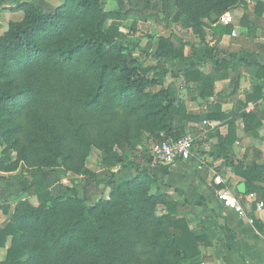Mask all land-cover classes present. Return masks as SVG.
<instances>
[{
    "label": "trees",
    "instance_id": "obj_1",
    "mask_svg": "<svg viewBox=\"0 0 264 264\" xmlns=\"http://www.w3.org/2000/svg\"><path fill=\"white\" fill-rule=\"evenodd\" d=\"M128 2V9L107 12L101 0H63L46 12L27 0L14 8L23 19L10 22L0 35V137L8 144L0 172L21 168L39 177L24 189L38 204L18 200L0 228V248L11 240L0 264H200V248L209 246L206 237L196 236L188 221L177 217L176 202L160 190L150 170L151 150L139 152L137 147L145 138L150 145L177 142L190 124L225 116L189 114L176 90L164 85L174 73L166 65L189 64L186 49L192 46L175 34L160 37L152 54L159 62L157 71L144 75L120 23L133 15L145 22L178 23L204 41L209 27L215 36L231 34L233 27L219 25V18L247 5L243 0ZM258 8L261 17L264 4ZM246 20L247 15L241 23ZM230 68L226 60H217L214 75L226 79ZM183 75L200 85L201 97L214 94L213 87L201 85L204 74L197 63L186 66ZM261 94L256 87L247 103ZM239 117L247 133L263 126L264 112ZM228 125V136L218 140V155L245 180L247 195H260L264 190L255 183L263 181L264 165L232 157L238 139L235 124ZM93 147L105 153L102 164L108 171L118 168L105 183L107 199L88 205L78 195L54 193L40 181L60 168L94 183L97 176L87 168ZM257 200L264 202V195ZM0 210L8 214L10 207L3 204ZM252 220L264 234V225Z\"/></svg>",
    "mask_w": 264,
    "mask_h": 264
},
{
    "label": "crops",
    "instance_id": "obj_2",
    "mask_svg": "<svg viewBox=\"0 0 264 264\" xmlns=\"http://www.w3.org/2000/svg\"><path fill=\"white\" fill-rule=\"evenodd\" d=\"M243 1L247 5L246 8L237 6L225 14L233 18L232 24L224 25L218 22L221 26L233 27L231 34L222 37L215 36L209 27L205 29L206 38L203 41L192 28L184 29L178 23L160 22L163 27L173 26L182 33L187 32L190 37H194L189 42L182 34L178 32L175 34L192 46L194 51L191 47L186 49V54L191 57L190 63L195 62L199 65L200 71L204 74L201 85L213 87L214 94L207 98L201 97L200 85L189 83L185 79L183 71L190 63H176L180 72L178 77L181 96L179 88L165 84L164 80L165 87L176 90L191 115L225 116L223 121L204 120L188 126L183 137H192L193 147L198 139L202 141V146L197 152L193 153L194 149L192 150L191 159L179 161L168 167L150 166L151 172L159 179L160 190L166 192L176 202L177 217L185 218L193 233L196 236L206 237L209 242V246L200 248V264H264V234L257 232L252 222L254 219L264 225V208L257 210L256 204L251 202L247 205V218H239L225 210L218 199V193L222 189L228 188L239 193L238 186L241 183L246 184L245 180L237 176L233 168L226 164L225 159L218 155V140L228 136L229 123L235 124L238 139L233 146L232 157L246 164L264 165V121L263 126L255 134H251L246 132L243 120L239 117L242 112H264V69H262L264 13L258 17L257 13L261 8L255 9L258 3L264 4V0ZM245 15L248 16V20L243 25L241 20ZM172 34L163 37L169 38ZM212 49L215 50L211 52ZM217 60H226L231 65L226 79L214 75L213 67ZM205 67H209L208 72L204 71ZM256 87L261 89V98L247 103V97L253 94ZM193 92L195 96L192 95ZM195 98L199 103L194 102ZM96 167L87 161V168L97 176V181L89 185L84 177L70 173L61 179L63 188H60V184L54 183L56 176L50 173L40 181L47 184L54 193L73 194L74 192L88 205H93L101 198H108L110 194V189L105 188L106 182L103 181L106 171L104 166ZM115 171L117 169L113 170ZM0 173L6 177V182L0 187V206L5 204L10 207L8 214L0 210V228H4L18 200L28 199L33 205H37L38 202L36 197L24 193V189L36 180V176L30 175L29 171L22 172L21 168L12 173ZM36 178L39 180V177ZM217 180H221L223 184H217ZM262 180L255 184L264 190V174ZM262 194L264 195V192L255 195L259 197ZM10 244L9 239L7 248ZM7 248H0V262L5 260Z\"/></svg>",
    "mask_w": 264,
    "mask_h": 264
},
{
    "label": "rangeland",
    "instance_id": "obj_3",
    "mask_svg": "<svg viewBox=\"0 0 264 264\" xmlns=\"http://www.w3.org/2000/svg\"><path fill=\"white\" fill-rule=\"evenodd\" d=\"M27 0H0V35H2L8 28V24L10 22H18L21 21L24 17L23 12L16 11V8L20 3L26 2ZM34 3L40 4L46 12L53 11L57 6L61 5L63 0H32ZM102 1V9L104 11H111V10H119V9H128L130 8V3L128 0H123L122 4L119 3V0H101ZM149 20V21H148ZM146 22L137 16H129L126 19L122 20L120 23L122 28L121 31L126 34L128 45L130 46L132 53L135 57L139 58V67L140 71L144 75L152 76L155 74L158 68L159 62L153 57V53L156 50L158 39L163 36H168L171 33L177 34L176 32L182 34L185 40L191 42L194 37H190L187 32L182 33L176 27L169 26L168 28L163 27L160 25V22L155 20L154 18L148 19ZM111 21H108L105 25L107 28L110 25ZM172 34V35H173ZM196 40V38H195ZM150 46V47H149ZM165 64V63H161ZM167 64V63H166ZM166 66L173 69L174 73L170 74L165 79V84H171L175 88H179V95L181 96V85H180V78L179 76V67L176 65L167 64ZM209 67H205V72H208ZM176 74L177 76H174ZM178 78V79H177ZM173 80V81H172ZM195 96V92L192 93ZM194 102L199 103V101L195 98ZM183 138V137H182ZM181 138V139H182ZM158 143L149 144L147 142V138L144 139L143 143L138 145V151L144 152L152 150V148ZM8 144L0 137V159L3 157V151L7 148ZM202 146V141L199 139L195 142L193 147V153L199 150V147ZM11 154L14 158H16V153L11 151ZM105 156V153L98 148H91V151L88 155L87 161L92 163L93 165L102 168V158ZM141 155H139L138 162L142 163L140 160ZM96 167V168H97ZM105 168V167H104ZM118 172V168H113L111 171H108L106 168L104 171V179L103 181L106 182L109 177L110 173L113 170ZM22 172L26 170L21 169ZM23 174V173H20ZM56 176V180L54 183L60 184V188H63L61 184L62 177H65L67 173L64 172L63 169H55L54 171L50 172ZM86 181V178H85ZM6 182V177L4 174L0 173V187ZM85 183V182H84ZM69 184V183H68ZM68 194L70 192H67ZM74 194V192H72ZM78 195V194H75ZM107 199V198H106ZM164 209L159 207L158 213L162 214Z\"/></svg>",
    "mask_w": 264,
    "mask_h": 264
},
{
    "label": "built area",
    "instance_id": "obj_4",
    "mask_svg": "<svg viewBox=\"0 0 264 264\" xmlns=\"http://www.w3.org/2000/svg\"><path fill=\"white\" fill-rule=\"evenodd\" d=\"M219 23L229 25L233 23V18L223 15L219 18ZM194 139L186 136L177 142L167 141L156 144L152 150L153 166L168 167L179 161L191 159ZM222 185L221 180L216 181ZM218 199L225 210L234 213L239 218H247V205L251 202L256 204L257 210H263L264 202L258 201L255 194H240L228 188H224L218 193ZM253 222V220H252Z\"/></svg>",
    "mask_w": 264,
    "mask_h": 264
},
{
    "label": "water",
    "instance_id": "obj_5",
    "mask_svg": "<svg viewBox=\"0 0 264 264\" xmlns=\"http://www.w3.org/2000/svg\"><path fill=\"white\" fill-rule=\"evenodd\" d=\"M212 20H213V22H216L217 21V16H215V15H213L212 16ZM60 163H61V161H60ZM238 191H239V193L240 194H243V195H245L246 194V184L245 183H241L239 186H238Z\"/></svg>",
    "mask_w": 264,
    "mask_h": 264
}]
</instances>
